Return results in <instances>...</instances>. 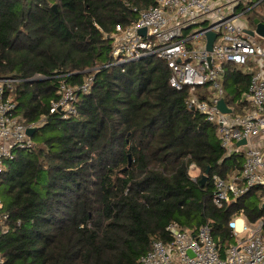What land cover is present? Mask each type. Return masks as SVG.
<instances>
[{"label": "trees", "instance_id": "1", "mask_svg": "<svg viewBox=\"0 0 264 264\" xmlns=\"http://www.w3.org/2000/svg\"><path fill=\"white\" fill-rule=\"evenodd\" d=\"M156 1L0 0V79L22 81L11 95L27 125L45 119L35 149L18 152L0 177L5 264H138L153 242H172V224L209 225L225 250L233 217L264 219V190L231 207L214 205L212 177L239 171L243 158L227 156L216 126L187 107V90L169 85L167 64H111L117 27ZM256 20L264 21L257 11ZM91 73L76 115L51 114L61 84L79 87ZM249 81L228 67L226 102L241 101Z\"/></svg>", "mask_w": 264, "mask_h": 264}, {"label": "built area", "instance_id": "2", "mask_svg": "<svg viewBox=\"0 0 264 264\" xmlns=\"http://www.w3.org/2000/svg\"><path fill=\"white\" fill-rule=\"evenodd\" d=\"M255 11L264 17V0H157L138 13L137 21L127 28L117 27L112 36L113 66L124 68L146 59L164 61L170 70L169 85L187 90V107L216 126L227 156L243 158L239 171L227 178L212 177L213 202L218 208L231 207L256 189L264 190V46L257 40L264 38L246 33L255 30L251 24ZM141 30H146L145 36L139 34ZM209 33L216 34L212 51L206 48ZM230 66L250 75L247 93L232 104L225 100L224 86ZM93 81L91 73L79 87L62 83L51 114L61 113L65 119L76 115L79 95L89 93ZM20 82L0 79V177L18 152L35 149L27 131L37 130L45 120L27 125L17 113L11 94ZM220 101L229 114L219 110ZM243 140L246 144L238 146ZM8 220L0 199V241L8 231ZM229 228L234 241L223 250L209 225L192 231L172 224L167 228L172 242H153L138 264H264V219L250 223L242 216L233 217ZM0 264H5L1 252Z\"/></svg>", "mask_w": 264, "mask_h": 264}, {"label": "water", "instance_id": "3", "mask_svg": "<svg viewBox=\"0 0 264 264\" xmlns=\"http://www.w3.org/2000/svg\"><path fill=\"white\" fill-rule=\"evenodd\" d=\"M53 10L57 11V7L53 6ZM254 26H255V30L254 31L253 30H249V31H246V33L249 34L252 37H254L255 35H258L261 38H264V24L261 23V21L256 20L254 22ZM139 34L142 35V36H145L146 35V30H141L139 32ZM215 39H216V34L209 33L207 35V47L206 48H207L208 51H212V47H213ZM40 80L41 79H38V80L32 79L30 82L33 83V82L40 81ZM218 108L224 114H229L231 112L227 108V106H226L224 101H220V103L218 104ZM35 133H36V130H34V129H28V131H27V135L29 137H32V138L34 137ZM245 144H246V141L243 140L242 142H240L238 144V146L245 145ZM208 178H209V170H207L206 173L202 176L201 184L204 185L207 182ZM263 209H264V207H263Z\"/></svg>", "mask_w": 264, "mask_h": 264}, {"label": "rangeland", "instance_id": "4", "mask_svg": "<svg viewBox=\"0 0 264 264\" xmlns=\"http://www.w3.org/2000/svg\"><path fill=\"white\" fill-rule=\"evenodd\" d=\"M253 26V25H252ZM252 28H254V27H252ZM194 32H197L198 31V28H194V30H193ZM258 40V42L262 45V46H264V40H262V39H257ZM38 79H41V78H39V77H36L35 78V80H38ZM190 175H191V177L193 178V179H196L197 177H199L200 176V172H199V170H197L196 168H192L191 170H190ZM250 198H254V196H251ZM261 199V203H262V198H260Z\"/></svg>", "mask_w": 264, "mask_h": 264}, {"label": "crops", "instance_id": "5", "mask_svg": "<svg viewBox=\"0 0 264 264\" xmlns=\"http://www.w3.org/2000/svg\"><path fill=\"white\" fill-rule=\"evenodd\" d=\"M192 168H196V167L193 166V167H191V169H192ZM196 169H197V168H196ZM197 170H198V169H197Z\"/></svg>", "mask_w": 264, "mask_h": 264}]
</instances>
